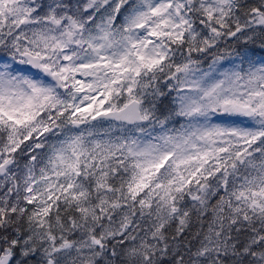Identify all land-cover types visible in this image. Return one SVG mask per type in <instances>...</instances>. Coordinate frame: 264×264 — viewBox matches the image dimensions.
<instances>
[{"label": "snow or ice", "instance_id": "snow-or-ice-1", "mask_svg": "<svg viewBox=\"0 0 264 264\" xmlns=\"http://www.w3.org/2000/svg\"><path fill=\"white\" fill-rule=\"evenodd\" d=\"M0 264H264V0H0Z\"/></svg>", "mask_w": 264, "mask_h": 264}]
</instances>
